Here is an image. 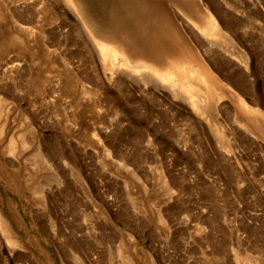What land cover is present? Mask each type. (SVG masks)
Here are the masks:
<instances>
[{"label":"rangeland","instance_id":"obj_1","mask_svg":"<svg viewBox=\"0 0 264 264\" xmlns=\"http://www.w3.org/2000/svg\"><path fill=\"white\" fill-rule=\"evenodd\" d=\"M0 264H264V0H0Z\"/></svg>","mask_w":264,"mask_h":264},{"label":"bare ground","instance_id":"obj_2","mask_svg":"<svg viewBox=\"0 0 264 264\" xmlns=\"http://www.w3.org/2000/svg\"><path fill=\"white\" fill-rule=\"evenodd\" d=\"M216 5H214V6L216 7ZM219 7H217V8H219ZM219 10H220V8H219ZM198 28L204 37H212V36H216L220 33L219 28L215 22V19L210 14L207 15V17L205 19L204 26H202V27L198 26ZM99 51L101 53L100 57L102 58L103 62H105V64L110 66V67L113 65L120 67V66L129 64L128 63L129 62L128 57H126L120 49H118V50L111 49V51H109L108 48L105 47V45L99 44ZM146 62H148V61H146V60H145V62L141 61V63H139L138 67L144 68V69H149V70L153 71L152 75L155 78L159 77L160 81L164 84V86H162V87L163 88L165 87L166 89L169 88L170 90H172L173 94H176L178 92V90H176V88L183 89L188 85L186 87V89H189V92H190V95H188V101L191 104L193 109L201 108L204 101L206 103V99L203 100L202 96L198 93V88L196 87V85H192L191 81L189 83L190 79L188 77L189 73L187 71V69H188L187 63L182 64L180 67H174V65L168 64L166 66V68L163 69V71H160L152 63H150V62L146 63ZM140 68H135L133 70H138ZM130 71L132 72V68H130ZM192 72H194V70ZM138 78H139V76H138ZM144 78H146V77H144ZM159 89L161 90V88H159ZM165 91L163 94H165ZM166 93H167V91H166ZM166 96H168V95H166ZM206 96L207 95H205V98H206ZM183 97H182V99H183ZM184 108H185V106H184Z\"/></svg>","mask_w":264,"mask_h":264}]
</instances>
